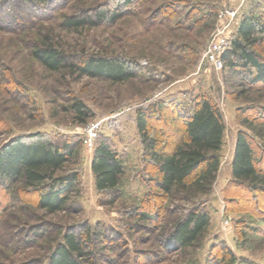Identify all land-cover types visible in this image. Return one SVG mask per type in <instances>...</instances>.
Masks as SVG:
<instances>
[{
  "label": "rangeland",
  "instance_id": "obj_1",
  "mask_svg": "<svg viewBox=\"0 0 264 264\" xmlns=\"http://www.w3.org/2000/svg\"><path fill=\"white\" fill-rule=\"evenodd\" d=\"M123 4L55 0L47 10L22 0H0V149L40 133L60 147L70 143L79 150V157L58 175H80L79 189L67 208L52 215L37 208V192L0 177V264H46L63 232L80 231L84 223L105 236L97 248L103 264H223L226 248L236 264H264V192L253 193L232 177L240 131L255 140L264 171V120L258 118L255 129L246 123L264 115V88L246 87L245 71L204 58L217 28L226 23L217 16L220 10L238 9L229 30L231 41L247 16L264 22V0H133L116 21L66 25L69 18H95ZM46 37L77 63L95 55L119 58L134 65L136 76L114 82L70 68L48 71L33 56ZM254 49L264 60V34ZM205 97L220 108L226 122L222 162L212 192L196 204L211 216L208 231L194 246L181 249L169 239L170 223L195 205L157 192L158 170L143 154L136 120L140 110L165 102L169 117L161 114L152 124L164 146H170L176 126H184L179 110L188 112ZM75 101H83L93 114L86 122L80 123L72 110ZM97 121L102 126L91 146L84 141L85 132ZM102 139L121 155L126 170L112 196L97 190L91 170ZM137 208L155 220L141 222Z\"/></svg>",
  "mask_w": 264,
  "mask_h": 264
},
{
  "label": "trees",
  "instance_id": "obj_2",
  "mask_svg": "<svg viewBox=\"0 0 264 264\" xmlns=\"http://www.w3.org/2000/svg\"><path fill=\"white\" fill-rule=\"evenodd\" d=\"M22 1L29 7L48 10L55 0ZM132 2L133 0H123L122 7L109 14L106 11L98 12L95 18H69L66 25L79 28L84 25L94 26L99 22L116 21L122 16L121 10L131 6ZM165 7V10H168L167 7L174 8ZM237 30L236 36L230 41V47L221 55L220 60L231 70H243L248 74L246 87L260 84L264 88V60L260 59L254 49L264 34V22L257 16H247ZM33 56L48 71L70 68L92 78L114 82H126L136 76L134 65L119 58L95 55L77 63L60 50L50 37H46L34 49ZM71 108L80 123L93 116L83 101H75ZM167 113L168 106L165 102L152 103L147 110L138 112L136 125L144 144L143 154L158 170V180L155 184L157 192L169 200L181 199L187 203L192 201L195 205L186 215L175 217L170 223V241L181 249H188L205 236L211 223L210 214L196 208V204L202 196L212 192L220 172V151L224 144L226 122L220 108L211 99L202 98L190 111L179 110L184 126H176L171 145L164 146L166 142L161 140L160 133L155 130L152 122L161 114L169 117ZM258 118L264 120V115L254 117V121H246L248 128L255 129L253 124ZM151 129L155 132L153 136L150 135ZM236 137L232 163L233 182L244 183L253 193L264 192V171L260 167L262 160L255 140L243 131L238 132ZM93 156L91 170L95 176L97 190L114 195L126 173L121 155L108 140L102 139L97 143ZM77 157L79 150L73 148L70 143L60 147L52 139L36 133L10 141L0 149V177L6 182L21 184L28 191L37 192V208L52 215L64 211L68 201L79 189L78 171L58 175L67 163ZM171 206L173 202L168 207L170 211ZM136 213L143 223L155 220L154 215L140 208H137ZM63 233L61 239L52 246L46 264L104 263L99 259L97 248L105 241V236L98 228L84 223L80 231ZM225 251L220 263L236 264L235 255L228 248ZM43 263L41 261V264Z\"/></svg>",
  "mask_w": 264,
  "mask_h": 264
},
{
  "label": "built area",
  "instance_id": "obj_3",
  "mask_svg": "<svg viewBox=\"0 0 264 264\" xmlns=\"http://www.w3.org/2000/svg\"><path fill=\"white\" fill-rule=\"evenodd\" d=\"M217 16L223 19L222 22L226 21V23L217 28L216 33L209 42L208 48L204 53V58L213 63H217L221 55L229 48L231 32L229 30L238 17V9L232 7L225 8L220 10ZM101 124L102 121H97L89 125L84 137L86 143L91 146L93 145L95 138L99 134V130L102 126Z\"/></svg>",
  "mask_w": 264,
  "mask_h": 264
}]
</instances>
